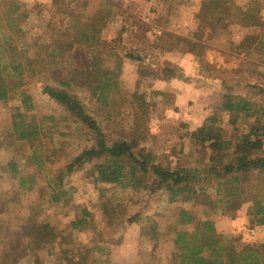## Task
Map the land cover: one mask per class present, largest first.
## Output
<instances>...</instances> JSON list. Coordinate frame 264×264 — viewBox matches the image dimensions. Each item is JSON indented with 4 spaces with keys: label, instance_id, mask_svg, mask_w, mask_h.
<instances>
[{
    "label": "rangeland",
    "instance_id": "1",
    "mask_svg": "<svg viewBox=\"0 0 264 264\" xmlns=\"http://www.w3.org/2000/svg\"><path fill=\"white\" fill-rule=\"evenodd\" d=\"M108 1L111 3L105 8L114 14L102 30L97 48L75 46L54 65L34 62L23 77L14 80L9 98L0 100V264L10 259L16 264H180L172 232L177 211L204 212L203 207L194 208L193 203L181 199L168 203L163 190L151 193L156 184L151 175L144 176L150 188L135 192L95 183L96 161L67 171L94 141L85 125L44 94V85H56L54 71L89 69L95 53L107 63L122 60L118 103L108 116L95 111L98 107L91 93L80 88L72 92L96 117L109 141L131 140L140 134V146L146 153L152 152L157 161L172 168L201 169L204 165L198 162L199 147L190 135L207 118L218 117V126L232 141L264 119L244 114L232 126L231 115L220 110L227 88L220 81H216L219 86L210 82L220 76L232 93L253 103L254 111L264 110V61L241 48L248 35L261 34L260 28L242 24L241 13L256 14L264 21V0H218L222 6L218 17L201 31L197 14L205 0ZM11 2L0 0V25L4 28L0 38L8 34L21 52L23 40L18 42L16 29H22L27 57L34 58L35 52L44 56L45 48L53 46L59 32L70 27L76 17H90L105 1L16 0L19 10L12 16L6 7ZM164 32L204 44L203 57L214 68H202L200 57L190 53L184 43L173 51L163 49L164 42L157 40ZM131 53L143 61L130 59ZM168 67L175 73L165 79ZM136 95H143L150 104L140 130L135 122L139 112L132 104ZM19 112L36 120L42 130L33 144L17 142L12 136L13 117ZM56 197L60 200L55 202ZM257 197L255 191H249L235 213L223 215L220 196L209 185L205 207L218 206L212 217L217 233L233 236L241 244L263 246L264 226L254 227L248 215ZM110 199L118 207L105 213L103 203ZM132 218L136 220L128 223ZM44 223L53 229L54 243L23 252Z\"/></svg>",
    "mask_w": 264,
    "mask_h": 264
},
{
    "label": "trees",
    "instance_id": "2",
    "mask_svg": "<svg viewBox=\"0 0 264 264\" xmlns=\"http://www.w3.org/2000/svg\"><path fill=\"white\" fill-rule=\"evenodd\" d=\"M15 1L6 6L11 16L19 10ZM104 1L90 17L85 19L76 17L70 27L64 32H59L53 46L45 48L47 50L44 56L40 52H35L34 58L27 57L28 47L24 38L21 37L23 31L20 28L16 29V35L18 42L23 40L20 41L21 52L13 46V41L10 36H7L8 34L0 38V100L9 98L10 88L15 85L14 80L23 77L25 70L31 69L34 62L47 61L49 65H54L58 60L69 56L75 46L97 48L100 45V34L111 22L114 14L110 9L105 8V5L111 2ZM221 8L218 0L202 2L197 14L200 31L216 20ZM241 15L243 25L258 27L261 30L260 35H248L241 48L247 49L248 55L258 56L264 61V21L253 13L242 12ZM1 28L3 26L0 25ZM196 36L200 38V35ZM157 41L164 42V48H162L167 47L168 51L176 50L180 43H184L188 45L190 53L200 57L202 68L213 67L205 61L203 56L206 46L199 41L194 42L168 32L162 33ZM128 56L130 59L143 61L141 57H136L133 53ZM122 66L123 61L120 59L107 63L104 57L95 53L89 69L72 72L67 69L54 71L53 74L57 78L56 85H44V94L62 105L75 121L85 125L92 133L91 139L94 145L79 154L67 171H73L76 165L86 164L89 160L96 161L93 167L95 183L135 192L150 188V185L144 181V176L151 175L156 178L155 188L150 191L151 193L163 190L170 204L177 203L181 199L186 204L193 203L194 208L203 207L204 212L200 215L195 212V209L179 208L177 211L175 229L172 232L173 247L175 254H178L176 256L180 264H264V245L241 244L233 236L218 234L212 220L218 206L215 204L208 210L205 207L209 185L214 187L220 196L218 203L221 205L223 215L235 213L242 206L244 196L249 191H255L258 197L249 208L248 215L252 217L250 223L254 227L264 226V119H261L260 125L252 127L248 134H242L232 141L225 137L223 129L218 126V117H209L190 135L194 145L199 147L196 153L198 162L204 164L199 167L201 169L181 165L172 168L163 165L156 160L152 152L146 153L147 149L140 146V134H136L131 140L120 138L109 141L96 117L72 92L73 88L88 91L96 100L98 108L95 111H104V116H108L113 106L118 103L116 95L120 92L119 80ZM173 73L175 70L172 67L164 69L165 79L173 77ZM207 78L204 80L206 81ZM220 78L215 76L210 82L220 81V84L226 86L227 93L223 97L220 110L231 115L232 126L237 124L240 115L264 117V110L254 111L251 101L232 93V87ZM216 85L219 86L218 83ZM134 97L132 104H136L135 108L139 112L135 122L137 129L140 130L142 116L145 115L150 104L143 95ZM13 128L12 136L17 142L33 144L42 136V130L37 121L28 120L25 113L19 112L13 117ZM62 195L66 193L63 192ZM54 200L59 201L60 197ZM117 207L113 205L111 199L103 203L105 213H112ZM135 220L136 218H132L128 223H133ZM54 240L55 233L51 226L47 223L41 224L36 231V236L25 245L23 252L35 251L41 246H50ZM6 264H16V261L10 259ZM69 264L78 263L70 261Z\"/></svg>",
    "mask_w": 264,
    "mask_h": 264
}]
</instances>
